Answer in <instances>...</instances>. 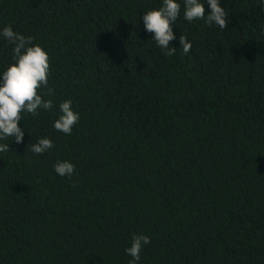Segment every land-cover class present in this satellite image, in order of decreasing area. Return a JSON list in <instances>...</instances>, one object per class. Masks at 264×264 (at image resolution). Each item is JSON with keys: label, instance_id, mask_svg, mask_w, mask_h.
Here are the masks:
<instances>
[{"label": "trees", "instance_id": "obj_1", "mask_svg": "<svg viewBox=\"0 0 264 264\" xmlns=\"http://www.w3.org/2000/svg\"><path fill=\"white\" fill-rule=\"evenodd\" d=\"M177 2L167 56L142 20L163 0H0L54 92L21 114L22 143L0 140V264H128L134 234L151 239L137 264H264V3L220 0V29ZM13 47L0 35V74ZM65 100L71 135L53 127Z\"/></svg>", "mask_w": 264, "mask_h": 264}, {"label": "clouds", "instance_id": "obj_2", "mask_svg": "<svg viewBox=\"0 0 264 264\" xmlns=\"http://www.w3.org/2000/svg\"><path fill=\"white\" fill-rule=\"evenodd\" d=\"M206 3L211 10L207 15L205 4L201 0H184V19L192 22L206 17L207 24H215L220 29L226 28L228 15L220 6V0H206ZM261 10L264 11V7H261ZM180 11L181 5L177 0H163L161 7L148 10L142 16L144 29L154 34L153 40L158 47L166 50L167 56H173L176 53V49L169 45L176 39L173 24ZM0 35L14 45L12 62L0 74V140L14 137L15 143L20 144L24 138V131L18 126L22 118L21 114L27 112L36 116L39 114V109L49 110L52 107V100H44L40 94L42 88L48 89L44 95L54 94L53 90L48 88L50 57L41 46L33 44V37H25L15 32L11 25L5 26L0 31ZM179 43L183 52L189 53L192 45L187 37L181 35ZM59 111L60 115L53 127L59 132L71 135L80 116L73 111L71 100L61 102ZM53 147L54 144L49 138H41L31 146V151L34 154H43ZM8 151L9 144H0V153ZM53 167L54 171L62 177H70L75 171V166L68 161H57ZM150 243L149 236L134 234L130 247L125 249V253L132 257L128 264H137L143 246Z\"/></svg>", "mask_w": 264, "mask_h": 264}]
</instances>
